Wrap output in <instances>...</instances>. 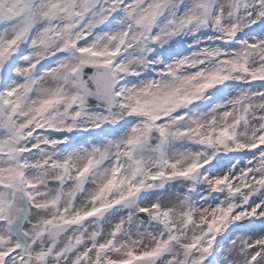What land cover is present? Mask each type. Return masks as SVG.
Returning <instances> with one entry per match:
<instances>
[{
	"label": "snow or ice",
	"instance_id": "obj_1",
	"mask_svg": "<svg viewBox=\"0 0 264 264\" xmlns=\"http://www.w3.org/2000/svg\"><path fill=\"white\" fill-rule=\"evenodd\" d=\"M0 264H264V0H0Z\"/></svg>",
	"mask_w": 264,
	"mask_h": 264
}]
</instances>
